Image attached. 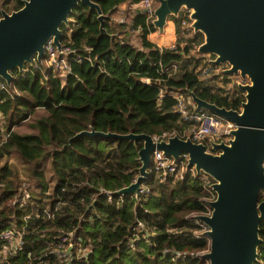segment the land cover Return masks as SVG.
<instances>
[{
    "label": "trees",
    "instance_id": "obj_1",
    "mask_svg": "<svg viewBox=\"0 0 264 264\" xmlns=\"http://www.w3.org/2000/svg\"><path fill=\"white\" fill-rule=\"evenodd\" d=\"M95 1L104 14V32L97 10L81 1L72 7L67 23L60 24L61 44L69 39L71 47L89 59L73 58L70 52L69 70L51 69L46 75L33 70L37 61L32 59L21 71H11L9 87L15 91L0 90V229H14L22 238V244L11 249L0 240V264L45 259L57 236L69 230L88 245L75 264H209L202 256L209 238L196 218L207 210L209 186L202 174L187 171L184 179L160 180L150 172L144 180L148 195L118 194L116 190L139 172L142 141L89 134L71 137L91 128L180 134L187 122L173 110L171 92L186 97L192 90L219 106L236 109L244 92L237 85L215 86L201 76L199 65L204 69L214 64L204 60V53H191L203 39L200 31L182 44L159 46L147 38L156 29L152 21L136 13L127 22L139 28L136 44L124 24L112 23L110 16L119 3L140 0ZM3 5L16 9L22 0H15L11 9ZM168 19L179 30L180 15ZM121 30L126 36L119 35ZM219 77L230 83L229 74L221 71ZM38 107L45 112L32 121L36 131H17L15 127ZM12 152L21 160V172L8 160ZM105 190L112 199H107ZM138 221L144 227L136 229ZM134 235L138 237L132 241ZM259 236L253 264H264V219L259 221ZM53 261L49 257L48 264Z\"/></svg>",
    "mask_w": 264,
    "mask_h": 264
},
{
    "label": "water",
    "instance_id": "obj_2",
    "mask_svg": "<svg viewBox=\"0 0 264 264\" xmlns=\"http://www.w3.org/2000/svg\"><path fill=\"white\" fill-rule=\"evenodd\" d=\"M78 1L97 10L100 30L104 14L95 0H22L16 9H0V78L12 82L11 71L23 69L32 59L40 61L49 38L61 50L60 24ZM152 20L159 31L170 15L190 9V26L203 35L197 50L211 53L212 63L226 64L223 71L239 74L237 86L243 90L240 108L219 106L190 90L196 108L210 110L234 122L227 139L203 141L177 133L155 138L145 132L117 133L93 128L81 134L141 140L138 149L139 172L118 194L137 195L140 183L149 175L151 152L161 150L177 158L188 154L187 167L206 173L213 181L215 197L208 203L209 214L197 217L204 222L203 233L209 248L202 253L209 264H253L257 260L259 221L264 219V0H156ZM70 139V140H71Z\"/></svg>",
    "mask_w": 264,
    "mask_h": 264
},
{
    "label": "built area",
    "instance_id": "obj_3",
    "mask_svg": "<svg viewBox=\"0 0 264 264\" xmlns=\"http://www.w3.org/2000/svg\"><path fill=\"white\" fill-rule=\"evenodd\" d=\"M15 0H0V9L4 8L3 4H6L7 8L11 7ZM156 0H140L138 4L142 9V12L147 21L153 20L155 17L154 8L156 5ZM9 11V10H8ZM190 9L181 8L179 11L180 19V29L184 31V34L187 36L190 28ZM172 47V46H171ZM85 50H89V47L84 46ZM73 52V58L80 59L81 57L90 58L87 55H80L75 51L74 48L70 45V40L68 39L64 44H61V50L59 51L56 45L52 42V39L49 38L44 45V55L40 61L33 64V70L39 69L40 72L44 75L51 69L60 70L61 72H66L70 69V58L69 53ZM30 69V68H24ZM145 80L148 81V78L145 77ZM10 84L4 79L0 78V90H5L9 93L15 91V88H10ZM175 97V102L173 104V110H175L179 117L187 122V126L184 130L178 135L182 137L189 136L194 141H203L207 144V149L210 151V142L208 140L213 139L219 141L221 139H227L228 132L231 128L235 126L234 122L228 120L219 114L212 112L210 110L196 108L195 104L189 99V96H183L181 93L171 92ZM175 132L171 131L167 136L174 134ZM166 133H163L161 136L154 135L155 138H166ZM208 138V139H207ZM206 140V141H205ZM211 141V140H210ZM212 150V149H211ZM188 154L186 152L181 153L177 158L164 154L161 150L154 149L151 152L150 164L148 167L149 173H154L155 176L160 177V180L165 177H171L172 180L184 179L186 177V172L189 171L191 175L196 174V171L193 167H187ZM198 174V173H197ZM202 174L204 182L208 184L209 195L205 197L207 203V210L201 212L202 214H209L211 211L209 201L215 197V192L211 188V183L213 181L212 177L206 173ZM107 194V199H112V193L105 190ZM149 193V187L144 181L140 183L138 188L137 195L146 196ZM200 214V213H199ZM38 215V214H36ZM196 218L200 224H203V229H206L204 222L200 221L196 215ZM144 227L143 223L138 221L135 225V228ZM154 233V232H153ZM58 238L49 246V257L54 259L53 264H75L76 259H81L88 251L86 245H84L72 230H69L63 234H59ZM138 235H134L131 240L134 241ZM17 240L16 243H13L14 240ZM0 240L8 242L10 249L17 247L22 244L21 234L11 228H2L0 229ZM80 242L83 244L80 245ZM88 246V245H87ZM49 257L39 258L37 261H34L32 264H48Z\"/></svg>",
    "mask_w": 264,
    "mask_h": 264
},
{
    "label": "crops",
    "instance_id": "obj_4",
    "mask_svg": "<svg viewBox=\"0 0 264 264\" xmlns=\"http://www.w3.org/2000/svg\"><path fill=\"white\" fill-rule=\"evenodd\" d=\"M128 10V12H127ZM142 9L140 7V4L138 3H129L127 1H123L119 3L114 10L111 12L110 21L112 23H121L124 24L123 29H127L128 33L131 37V40H135L134 42H139L140 38L137 35L139 32V28L133 29L128 26V20L129 17L132 15H135L136 13H141ZM191 30V34H193V30L189 28V31ZM120 36H126V33L121 30L119 32ZM191 35H185L184 31L179 27V30L175 27V22L172 19H167V22L164 26V29L162 31H159L157 28L154 31H151L147 34V38L158 44L159 46H169L173 47L176 42L184 43V39L189 37Z\"/></svg>",
    "mask_w": 264,
    "mask_h": 264
},
{
    "label": "rangeland",
    "instance_id": "obj_5",
    "mask_svg": "<svg viewBox=\"0 0 264 264\" xmlns=\"http://www.w3.org/2000/svg\"><path fill=\"white\" fill-rule=\"evenodd\" d=\"M8 9H11V7H8ZM128 12V10H127ZM190 25V23H189ZM190 29H192V27L190 26ZM193 30V29H192ZM181 32H182V27H181ZM191 30L188 32V35H192L191 34ZM135 41V40H133ZM139 42H136V44H138ZM198 47V46H197ZM198 52V53H197ZM191 53L196 54V56L200 55L201 52H199L197 49L193 48L191 50ZM206 55V58L204 57V60L207 61L208 59H212L213 58V54L211 53H204ZM212 63V61H211ZM210 68L206 67V68H202V65L198 66V70H201V76L205 77V78H209V82L215 83V86H223V87H228L230 84L233 86L237 85V81L241 79V76H239V74H229L230 76V83L229 82H224L220 77L219 74L221 73V71H223V69L226 67V64H215ZM204 67V66H203ZM224 72V71H223ZM225 89V88H224ZM185 96V95H183ZM190 97V96H189ZM191 99V98H189ZM45 112L43 107H38L35 109L34 113L31 115V117L26 120L25 122L17 125L15 127V129L19 132H35L36 131V127L34 125H32V121L36 118L39 117L41 114H43ZM2 122V120H0V123ZM208 139V138H207ZM213 140V139H210ZM210 140H208L210 142ZM206 141V140H205ZM211 150V149H210ZM9 162L15 164L19 171H22V163L21 160L19 158V156L15 153L12 152V154L10 155V157L8 158ZM204 230V229H203ZM16 239L14 240L13 243H16ZM82 243L80 242V245ZM83 245V244H82ZM7 248L10 247V245L6 246ZM88 246H86L85 249H87ZM6 251V249H5Z\"/></svg>",
    "mask_w": 264,
    "mask_h": 264
}]
</instances>
